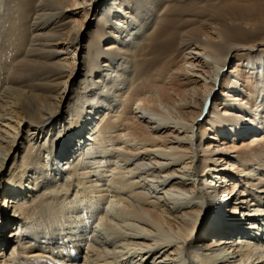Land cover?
Here are the masks:
<instances>
[{
	"label": "bare ground",
	"instance_id": "obj_1",
	"mask_svg": "<svg viewBox=\"0 0 264 264\" xmlns=\"http://www.w3.org/2000/svg\"><path fill=\"white\" fill-rule=\"evenodd\" d=\"M114 4L0 0V264H264V0Z\"/></svg>",
	"mask_w": 264,
	"mask_h": 264
},
{
	"label": "rangeland",
	"instance_id": "obj_2",
	"mask_svg": "<svg viewBox=\"0 0 264 264\" xmlns=\"http://www.w3.org/2000/svg\"><path fill=\"white\" fill-rule=\"evenodd\" d=\"M108 2H110L111 4H114L115 3V0H108ZM118 5H119V3H117ZM115 5L114 4V6L117 8H119L120 6H118V5ZM122 13H123V10H122ZM93 23H92V25H90L89 26V23H87L86 24V28L88 27V29H91V28H93V26L95 25V20H91ZM227 70H229V68H227ZM12 161H13V158L10 160V162L12 163ZM9 167H11V164H9L8 165V168ZM6 173H7V171H6ZM84 200V201H83ZM90 201V199L89 198H85V197H82L81 198V201L79 202L82 206H86V205H88L89 202ZM2 202L5 204L4 205V211H3V215H2V221H1V223H0V239H4L5 241H7V239L8 238H12L11 236H9V237H7V234L9 235V233H11V231H13L14 229H15V227L16 226H7V217H9V216H11V214H12V212L14 211L13 210V208L11 207V205L12 204H7L6 203V201H5V198H2ZM82 202V203H81ZM109 206H110V204H109ZM114 207H117V205L116 204H114ZM112 208V207H109V208H107L106 209V213L108 214V215H113L114 217H116L117 216V210L115 209V208ZM248 207V206H247ZM109 209V210H108ZM108 210V211H107ZM243 212V210L239 213V214H237L236 213V217H241V213ZM118 217V216H117ZM118 220V219H117ZM120 221V220H119ZM48 226H49V224H48ZM97 229V228H96ZM98 230H100L101 232H104V233H107L106 232V230H105V228L102 226V224H101V226L99 225V227H98ZM253 240H254V242H256V243H260V244H263V239H264V235H262V234H260L258 237L257 236H254L253 238H252ZM14 243L12 242V243H10V245L7 247L8 249H6V251L7 252H11V246L13 245ZM149 260V259H148ZM147 260V261H148Z\"/></svg>",
	"mask_w": 264,
	"mask_h": 264
}]
</instances>
